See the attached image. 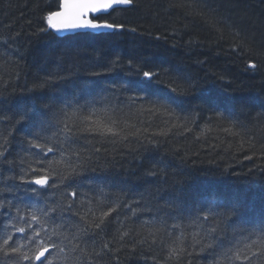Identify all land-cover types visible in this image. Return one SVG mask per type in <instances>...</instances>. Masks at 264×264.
Returning a JSON list of instances; mask_svg holds the SVG:
<instances>
[{"label": "trees", "instance_id": "16d2710c", "mask_svg": "<svg viewBox=\"0 0 264 264\" xmlns=\"http://www.w3.org/2000/svg\"><path fill=\"white\" fill-rule=\"evenodd\" d=\"M59 2L0 0V133L14 130L4 175L18 176L21 159L38 158L26 151L27 131L38 127L18 124L20 112L49 105L44 109L47 119L60 126L65 112L79 108V115H87L92 109H107L121 122V136H71L63 147L80 152V174L42 196L53 197L55 192L49 201L54 203L60 193L75 190L77 203L91 199L97 208V200L103 201L98 213L119 202L102 230L87 240L89 251L94 246L100 253H93L92 264H214L212 251L193 247L191 233L216 223L190 227L197 209L211 207L223 217L231 194L258 201L264 188V0H134L131 6L97 17L122 23L123 30L102 32L106 35L41 32L44 17L57 10ZM249 62L257 67L249 68ZM105 67L112 70L92 75ZM138 70L159 71V87L164 89L174 80L183 84L180 77L190 79L193 87L187 94L172 93L178 97L172 105L175 116L184 126L171 127L169 117L149 112L154 97L129 99L143 95L130 84L142 79ZM48 77L51 82L44 84ZM40 84L44 87H35ZM169 127L167 135L158 134ZM137 129L140 134L132 135ZM56 130L49 127L44 135ZM180 188L192 194L187 205L176 200ZM0 197L12 199L8 194ZM220 227L231 239L234 229L250 226L226 221ZM124 231L128 235L121 240ZM181 231L187 237L185 253L179 260H166L167 246ZM105 242L111 251L101 252ZM0 264H5L2 256Z\"/></svg>", "mask_w": 264, "mask_h": 264}, {"label": "snow or ice", "instance_id": "6c2138e0", "mask_svg": "<svg viewBox=\"0 0 264 264\" xmlns=\"http://www.w3.org/2000/svg\"><path fill=\"white\" fill-rule=\"evenodd\" d=\"M133 3L134 0H60L57 10L48 12L44 17L46 27L41 28L40 31L61 32L91 29L96 35H106L100 30L109 29L113 32L123 30L125 25L122 23L99 21L97 17L89 18V14L107 15L115 11L117 6ZM111 63H118V58ZM128 64L131 66L133 61L129 60ZM248 67L255 69L257 65L249 62ZM111 70V67H105L103 72L92 73V75H103ZM136 75L141 76L142 79L130 81V84L143 95H136L129 99L145 100L154 97L150 101L151 107L147 109L149 112L161 113L169 117L173 121L171 127L184 126L178 123L180 118L175 116V108L172 105L177 103L178 97L172 93L187 94L193 87L190 79L180 77L184 81L183 84L174 80L164 89L159 87L162 83L158 79L159 71L138 70ZM49 82H51V77H48L44 84ZM44 84L35 87L42 88ZM48 107L49 105H44L43 109L35 110L29 108L19 113L18 124L30 123L33 127H38V131H27L28 147L26 149L38 158L29 161L21 159L18 176L14 174L5 176L3 169L8 152L9 136L13 135L14 130L8 135L0 133V194L12 196V199L0 197V225H2L0 256L4 258L5 264H56V262L59 264H92L93 253L97 256L100 253L96 252L94 246L90 252L87 240L92 234L102 230L105 219L121 206L119 202H114L107 211L98 213L97 208L103 204V201L97 200V208L93 207L91 199H81L77 203L78 193L75 190L70 193H60L59 199H56L54 203L49 201L53 199L55 192L53 197L47 198L43 197L42 193L49 189L58 190L66 180L80 174L82 168L79 163L80 152L66 151L63 147L71 136L77 133H87L104 137H120L124 128L120 127L119 120L108 115L107 109L99 112L92 109L87 115H79L81 111L79 108L70 114L65 112V119L59 122L60 126H55L47 119V112L44 109ZM165 123L167 124L168 121ZM49 127H57V130L51 135H44ZM171 127L167 130L162 129L158 134L167 135ZM185 130L188 129L185 128ZM207 130L206 128L204 131ZM140 131L137 129L132 135H139ZM225 131L231 132L232 130L225 129ZM122 139L127 140L128 137L123 136ZM33 149L39 151L33 152ZM48 154H52L51 159L48 158ZM73 156L76 158L75 163L72 162ZM252 158V156L245 157L249 160ZM26 163L27 167H24ZM8 165L9 173H13L12 162L9 161ZM148 175L154 177L157 173L149 172ZM51 180H59V184L50 183ZM174 195L176 200H183L187 205L192 194L180 188L179 193ZM175 202V200L172 201V203ZM224 206L227 208V213L223 217L215 213L211 207L197 209L198 214L192 220L190 227L202 229L203 223L210 220H215L216 223L202 231L197 230L191 233L193 247L199 245L201 252L212 251L215 255L214 264H262L264 262V188L259 193L258 201L237 192L231 194L228 203ZM5 209L8 211H4ZM130 210L135 215L137 210L134 208ZM257 210L258 216L256 215ZM54 217L60 222L56 223ZM226 221L231 223L239 221L250 227L234 229L232 238L228 239L227 233L220 227ZM172 227L180 228L181 226L172 225ZM154 231L158 232L160 229ZM127 235V231L121 232L120 239L123 240ZM150 235L154 243L155 236L152 232ZM186 238V233L181 231L179 236L167 246L166 260L180 259L186 251ZM105 250L111 251L109 242L103 244L101 252Z\"/></svg>", "mask_w": 264, "mask_h": 264}, {"label": "water", "instance_id": "95a60500", "mask_svg": "<svg viewBox=\"0 0 264 264\" xmlns=\"http://www.w3.org/2000/svg\"><path fill=\"white\" fill-rule=\"evenodd\" d=\"M128 6H131V5H121V6H117L118 7H128ZM101 14H89V18H92V17H98L100 16ZM100 21V20H99ZM101 32H109V31H113V30H109V29H102L100 30ZM55 32V31H53ZM77 32H93V30L91 29H82V30H77V31H61V32H55L57 35L59 36H65V35H68V34H74V33H77Z\"/></svg>", "mask_w": 264, "mask_h": 264}]
</instances>
